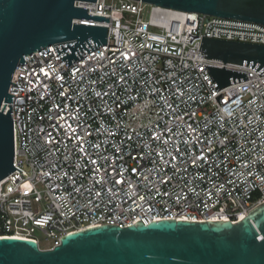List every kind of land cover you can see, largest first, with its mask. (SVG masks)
<instances>
[{
    "label": "built area",
    "instance_id": "obj_1",
    "mask_svg": "<svg viewBox=\"0 0 264 264\" xmlns=\"http://www.w3.org/2000/svg\"><path fill=\"white\" fill-rule=\"evenodd\" d=\"M117 1H75L109 17L87 20L106 44L68 66L41 47L12 74L17 169L0 180V237L39 244V231L53 248L104 224L236 222L264 202V75L224 64L248 80L217 91L204 65L223 63L200 50L203 37L264 45V26Z\"/></svg>",
    "mask_w": 264,
    "mask_h": 264
},
{
    "label": "water",
    "instance_id": "obj_2",
    "mask_svg": "<svg viewBox=\"0 0 264 264\" xmlns=\"http://www.w3.org/2000/svg\"><path fill=\"white\" fill-rule=\"evenodd\" d=\"M75 1L0 0V180L16 168L12 105L5 111V104L13 101L8 88L23 56L53 44L68 66L106 44L107 27L87 20L109 17L91 15ZM141 1L264 26V0ZM200 50L223 63V68L204 65L217 91L248 80L224 64L247 65L264 75L263 44L203 37ZM0 264H264V202L236 222L163 218L147 225L104 224L68 233L47 249L32 239L0 237Z\"/></svg>",
    "mask_w": 264,
    "mask_h": 264
},
{
    "label": "rangeland",
    "instance_id": "obj_3",
    "mask_svg": "<svg viewBox=\"0 0 264 264\" xmlns=\"http://www.w3.org/2000/svg\"><path fill=\"white\" fill-rule=\"evenodd\" d=\"M115 2H118L117 0H114ZM108 2H110V0H108ZM146 10L149 9V5L146 4ZM126 15L129 17V19H134L135 18V15H131L130 13H126ZM147 15H148V12L147 11H144V13L142 14V17L143 18H147ZM151 29H154L155 28H152ZM35 237L39 240V245L42 249H47L49 244H50V239H48L47 237H45L41 232L39 231H36L34 233Z\"/></svg>",
    "mask_w": 264,
    "mask_h": 264
},
{
    "label": "bare ground",
    "instance_id": "obj_4",
    "mask_svg": "<svg viewBox=\"0 0 264 264\" xmlns=\"http://www.w3.org/2000/svg\"><path fill=\"white\" fill-rule=\"evenodd\" d=\"M158 9L159 11H162L170 18H175V16L184 15L186 13V11L172 10V9L164 8L160 6H158ZM163 25H166V22H164Z\"/></svg>",
    "mask_w": 264,
    "mask_h": 264
}]
</instances>
